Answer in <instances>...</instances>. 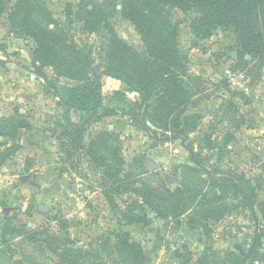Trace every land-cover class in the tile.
Returning <instances> with one entry per match:
<instances>
[{"label":"rangeland","instance_id":"obj_1","mask_svg":"<svg viewBox=\"0 0 264 264\" xmlns=\"http://www.w3.org/2000/svg\"><path fill=\"white\" fill-rule=\"evenodd\" d=\"M5 1L7 9L0 16V115H12L19 108L32 126L21 131L18 140H10L20 150L0 164V264H66L46 243L26 238L20 232L22 224L30 229L48 226L62 234L68 231L76 245L83 247L111 233H127L143 245L150 264H181L188 257L193 259L191 264L202 259L208 264H230L231 251L244 259L243 264H264V258L246 261L256 235L249 209L213 223L207 233L201 226L189 225L191 210L178 222L158 217L148 208L149 222L138 223L124 216L128 202L138 199L135 194L115 196L116 208L109 204L101 174L85 151L68 155L49 132L63 114L48 82H53L52 70L44 69L47 78L38 73L33 41L10 30L9 13L16 0ZM111 2L116 4L114 9ZM87 3L107 8V24L142 56L147 55L135 26L120 13L118 0H47L58 25L78 48L91 54V72L100 77L107 102L115 90L138 100V93L104 73L110 33L107 25L96 31L84 27L78 11ZM165 14L175 24L179 48L188 59L191 77L187 84L194 101L188 114L203 117L189 139L211 173L239 168L256 186L259 205L264 201V60L242 50L232 25L199 34L192 28L198 17L194 10L169 6ZM73 119H79L78 113ZM103 131L118 136L127 169L140 178L155 186L204 187L197 174L188 170L196 164L182 138L184 127L175 130L173 137L157 141L149 130L136 126L130 115L119 111L88 129L84 147ZM208 133L213 138L212 149L205 141ZM256 209L261 218L259 207ZM179 250L183 252L180 259ZM260 251L264 257V242Z\"/></svg>","mask_w":264,"mask_h":264},{"label":"trees","instance_id":"obj_2","mask_svg":"<svg viewBox=\"0 0 264 264\" xmlns=\"http://www.w3.org/2000/svg\"><path fill=\"white\" fill-rule=\"evenodd\" d=\"M115 2V1H114ZM114 2L109 3L115 8ZM120 13L135 26L144 42L147 55L142 56L107 24V8L93 3L82 5L78 18L89 31L106 26L110 33L104 73L139 94L130 100L127 92L115 90L107 102L103 83L91 72L93 58L78 48L68 32L58 25L47 0H16L9 13L10 30L29 37L34 45L37 71L47 78L44 69L50 68L53 82L49 93L58 98L63 114L48 129L61 142L68 155L85 151L89 160L101 174L103 193L109 204L116 208L115 196L135 194L138 199L129 201L124 216L129 221L148 223V208L158 217L180 222L191 210L189 225L201 226L210 233L213 223L227 215L249 209L254 217V241L249 257L262 259L260 248L264 242V201L257 205V188L239 168L207 169L201 153L195 150L189 133L197 131L202 123L200 114H188L194 104L187 79L191 77L188 59L178 45V31L165 14L166 7L198 13L192 21L196 33L209 34V28L232 25L237 30L238 43L248 54L264 60V0H118ZM6 1L0 0V16L6 12ZM64 84H60V80ZM55 91V92H54ZM115 100L125 102L117 103ZM130 115L136 126L149 130L153 139L173 137V132L185 128L182 138L187 141L195 167L188 170L197 174L204 187L195 189L187 184L171 188L155 186L127 169L118 136L103 131L93 135L87 147L84 139L88 129L105 117ZM79 119L74 120L73 114ZM31 119L15 108L12 115H0V164L20 150L10 140H18L21 131L30 129ZM214 131L211 133L213 134ZM211 134L205 135L210 149L214 147ZM175 136V135H174ZM204 175H207L205 178ZM202 176V177H201ZM204 177V179H203ZM259 207L260 216L256 207ZM20 232L35 242H44L66 264H150L143 245L127 233H111L91 242L88 247L77 246L68 231L64 234L48 226L30 229L22 224ZM178 252V258L183 252ZM230 264H243L244 259L231 251ZM181 264H191L192 258ZM199 264H208L206 259ZM252 264V263H250Z\"/></svg>","mask_w":264,"mask_h":264},{"label":"crops","instance_id":"obj_3","mask_svg":"<svg viewBox=\"0 0 264 264\" xmlns=\"http://www.w3.org/2000/svg\"><path fill=\"white\" fill-rule=\"evenodd\" d=\"M107 77H109V76H107ZM120 83H122V82H120ZM122 84H124V83H122Z\"/></svg>","mask_w":264,"mask_h":264}]
</instances>
